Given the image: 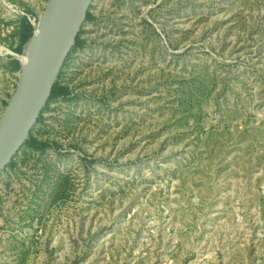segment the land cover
Returning <instances> with one entry per match:
<instances>
[{"label":"rangeland","instance_id":"obj_1","mask_svg":"<svg viewBox=\"0 0 264 264\" xmlns=\"http://www.w3.org/2000/svg\"><path fill=\"white\" fill-rule=\"evenodd\" d=\"M46 3L0 0V115ZM88 14L0 174V264H264V0Z\"/></svg>","mask_w":264,"mask_h":264},{"label":"water","instance_id":"obj_2","mask_svg":"<svg viewBox=\"0 0 264 264\" xmlns=\"http://www.w3.org/2000/svg\"><path fill=\"white\" fill-rule=\"evenodd\" d=\"M91 2L47 0L27 61L21 64L16 87L0 115V174L29 140L76 44Z\"/></svg>","mask_w":264,"mask_h":264},{"label":"trees","instance_id":"obj_3","mask_svg":"<svg viewBox=\"0 0 264 264\" xmlns=\"http://www.w3.org/2000/svg\"><path fill=\"white\" fill-rule=\"evenodd\" d=\"M89 17H90L89 14H87L86 19L89 18ZM23 25H24V24L22 23V26H21L22 29L24 28ZM29 34H30V28L27 30V33L25 34L24 37H22L21 40L24 41V39H26V37H27ZM82 44H83V41H81V40L79 39V37H77V39H76V44H75V46L73 47L72 50H74L76 47L81 46ZM18 51H19V48H18ZM67 93H68L67 88L64 87V86H62V85H60V84H58V83L56 82V83L54 84V86H53V89H52V92H51L50 99H52V98H56V97H59V96H65ZM50 99H49V100H50ZM25 145H30L31 147H34V148H41V147H44L45 144L38 142L35 138L31 137V135H30V138H29L28 141H26Z\"/></svg>","mask_w":264,"mask_h":264},{"label":"bare ground","instance_id":"obj_4","mask_svg":"<svg viewBox=\"0 0 264 264\" xmlns=\"http://www.w3.org/2000/svg\"><path fill=\"white\" fill-rule=\"evenodd\" d=\"M37 28L35 29L34 32V36L32 38H30L24 45V49H23V53L20 55V61L22 65H25L26 61H27V56H28V52H29V48L31 46V42L33 41V38L36 36L37 34Z\"/></svg>","mask_w":264,"mask_h":264}]
</instances>
